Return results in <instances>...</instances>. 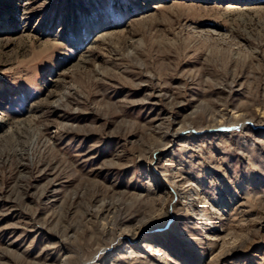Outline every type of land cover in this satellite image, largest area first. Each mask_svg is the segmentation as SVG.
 <instances>
[{"label": "rangeland", "instance_id": "obj_1", "mask_svg": "<svg viewBox=\"0 0 264 264\" xmlns=\"http://www.w3.org/2000/svg\"><path fill=\"white\" fill-rule=\"evenodd\" d=\"M0 264H264V0H0Z\"/></svg>", "mask_w": 264, "mask_h": 264}, {"label": "bare ground", "instance_id": "obj_2", "mask_svg": "<svg viewBox=\"0 0 264 264\" xmlns=\"http://www.w3.org/2000/svg\"><path fill=\"white\" fill-rule=\"evenodd\" d=\"M36 109H33V110H30L29 111V113H31V115H30V117H28L27 119H30V120H32V119H34L36 116H35V113L37 112V111H35ZM67 128V127H66ZM157 157V156H156ZM175 184H176V182H175ZM159 197H161L160 195H159ZM153 201H155V199L153 200ZM130 221H132V220H125L124 222H122V220L120 221V224L121 225H123L124 226V232L118 237L120 240H126V239H129L130 237H134V236H136V232L140 229V228H137V231H135L134 232V229L132 230L131 229V224H132V222H130ZM119 224V225H120ZM128 224L130 225V226H128ZM123 228V227H122ZM136 230V229H135ZM127 233H126V232ZM133 231V232H132ZM127 234H129V236L127 235ZM131 234V235H130ZM206 235H209V232H206ZM148 238H150V237H148ZM144 246L147 248V249H150V250H153V249H158L159 251L161 250L160 249V247L159 246H156L155 244H153V242L152 241H150V239H146L145 241H144ZM162 248V247H161ZM129 252H131V251H129ZM136 253V252H135ZM142 253V252H141ZM131 254H134V252L133 253H131ZM138 257L136 256V259H137Z\"/></svg>", "mask_w": 264, "mask_h": 264}]
</instances>
